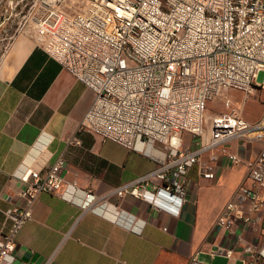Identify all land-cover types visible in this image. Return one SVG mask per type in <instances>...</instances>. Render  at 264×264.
Returning a JSON list of instances; mask_svg holds the SVG:
<instances>
[{"label":"built area","instance_id":"obj_1","mask_svg":"<svg viewBox=\"0 0 264 264\" xmlns=\"http://www.w3.org/2000/svg\"><path fill=\"white\" fill-rule=\"evenodd\" d=\"M25 1L17 0L14 11ZM67 2L34 0L22 20L37 46L94 94L80 131L129 152L141 143L144 151L164 153L153 172L119 189L118 196L179 215L190 201L189 173L195 166L202 179H217L220 156L204 162V152L219 147L224 155L232 141L258 145L257 156L247 163L251 185L236 190L217 226L229 236L237 227L264 231V217L257 216L264 207V112L248 122L244 102L225 95L235 91L248 98L264 92L256 83L264 72V0H81L73 15L66 13ZM219 98L226 112L214 115L206 129L208 103ZM184 134L200 140L198 150L183 147ZM225 157L233 166L243 164L238 155ZM63 169L60 160L24 180L22 207L7 213L11 227L1 236L0 264L16 263V239L32 220L39 195L70 201L69 190H79L76 181L62 177ZM83 193L84 209L102 202L91 190ZM128 228L139 230L135 221ZM245 253L259 257L252 248ZM211 257L232 260L234 251L220 247ZM190 264L203 263L196 255Z\"/></svg>","mask_w":264,"mask_h":264},{"label":"crops","instance_id":"obj_2","mask_svg":"<svg viewBox=\"0 0 264 264\" xmlns=\"http://www.w3.org/2000/svg\"><path fill=\"white\" fill-rule=\"evenodd\" d=\"M0 20V241L11 227L7 213L22 207L31 172L63 160L62 177L79 188L69 190L70 201L39 195L32 220L16 239L15 264H190L196 255L203 264H264L263 228L237 227L229 236L217 226L236 190L251 185L247 163L257 156L258 145L232 141L224 155L219 147L204 152V162L220 156L217 179H202L195 166L189 173L190 201L179 215L119 197V189L153 172L164 154L157 148L144 151L141 143L129 152L80 131L94 94L37 46L16 13L0 12ZM186 135L183 147L198 150L200 140ZM75 139L79 145L70 144ZM226 154L238 155L243 164L233 166ZM86 190L102 202L84 209ZM257 216L264 217V207ZM133 221L139 230L128 228ZM220 247L233 250L234 258L211 257ZM246 248L259 257L246 254Z\"/></svg>","mask_w":264,"mask_h":264},{"label":"rangeland","instance_id":"obj_3","mask_svg":"<svg viewBox=\"0 0 264 264\" xmlns=\"http://www.w3.org/2000/svg\"><path fill=\"white\" fill-rule=\"evenodd\" d=\"M2 0H0L1 2ZM14 1L13 5L11 4L12 10L9 7V3ZM17 0H5V6H0V12L5 15V11L8 10V12L16 13L19 19H23L24 14L31 10L33 6L34 0H26L24 4H22L16 12H14V5ZM81 0H68L66 4V13L69 15H73L78 12V5L80 4ZM1 21V20H0ZM19 21V20H18ZM29 22H31V19L29 17ZM9 25V21L7 22ZM14 26V25H13ZM31 29V28H29ZM32 30V29H31ZM256 83L258 85H264V72H260ZM228 98H231L235 100V103L242 104L243 102V114L244 118L252 123L258 121L260 117L262 116V113L264 111V92H258L253 93L248 96V98L245 97L244 93L241 92H235V91H229L225 94ZM226 112V107L223 102V98H219L214 102L208 103V107L206 110V129L209 128V124H211L212 118L214 115H217L221 112ZM188 136V135H186ZM162 152V151H161ZM163 153V152H162ZM164 154V153H163ZM145 156L150 157V154H146Z\"/></svg>","mask_w":264,"mask_h":264}]
</instances>
